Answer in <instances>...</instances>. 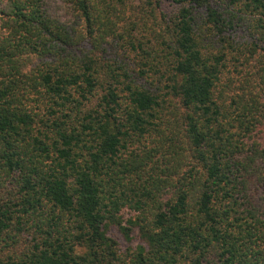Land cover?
I'll list each match as a JSON object with an SVG mask.
<instances>
[{"label":"trees","instance_id":"trees-1","mask_svg":"<svg viewBox=\"0 0 264 264\" xmlns=\"http://www.w3.org/2000/svg\"><path fill=\"white\" fill-rule=\"evenodd\" d=\"M0 264H264V0H0Z\"/></svg>","mask_w":264,"mask_h":264},{"label":"rangeland","instance_id":"rangeland-1","mask_svg":"<svg viewBox=\"0 0 264 264\" xmlns=\"http://www.w3.org/2000/svg\"><path fill=\"white\" fill-rule=\"evenodd\" d=\"M110 234L119 241L120 245L122 246V248H125L127 246H129V244L124 240L123 236L118 232V230L116 228H113L110 232ZM133 246L138 244V239L135 240L133 243Z\"/></svg>","mask_w":264,"mask_h":264}]
</instances>
